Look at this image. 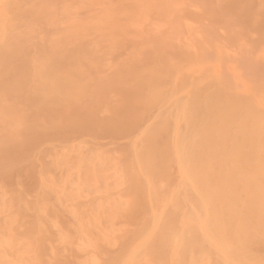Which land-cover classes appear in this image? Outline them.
Returning <instances> with one entry per match:
<instances>
[{
	"label": "rangeland",
	"instance_id": "374dc122",
	"mask_svg": "<svg viewBox=\"0 0 264 264\" xmlns=\"http://www.w3.org/2000/svg\"><path fill=\"white\" fill-rule=\"evenodd\" d=\"M228 1L0 0V48L25 43L23 55H28L33 71L44 67L50 53H74L76 60L79 57L78 63L72 62L75 80L83 77L78 86L87 91L81 92L82 96H93L90 90L94 85L115 78L114 74L121 76L130 68L170 71L162 88L163 101L145 107L142 111L146 116L141 111L140 120L146 121L145 126L139 120L132 132H125L127 135L95 130L48 136L28 152L27 158L31 156L23 158L15 173L8 178L0 176V264H173V253H168L166 259L160 256L163 260L157 257L153 239L175 205L180 204L176 207L179 229L187 220V212L196 214L203 223V212L192 201L197 192L175 161L169 165L168 175L155 182L147 179L149 175L142 171L136 157L146 147L149 130L163 118L171 126L168 147L175 150L178 135L186 132L181 106L185 107L198 89L219 87L264 107V36L257 27L264 13V0H239L240 9L248 11L250 23L240 12L224 9ZM15 63L6 69L15 70ZM31 65L28 63L29 69ZM3 70L0 66L2 74ZM119 93L110 89L107 97L101 98L103 102H96L105 104L98 105L99 111L95 112L100 123L118 116L116 112L126 103ZM1 94L0 140L8 137L21 144L24 136L18 134L25 126L23 117L31 111L24 100L19 103L15 97L11 101L13 96L11 99L3 94V98ZM87 96L83 98L88 101L82 98L85 103L81 105L95 102L94 97ZM135 178L143 180L145 186L142 200L132 191ZM137 199L143 209L135 208ZM211 250L209 257L195 256L190 263H216L220 254L214 242Z\"/></svg>",
	"mask_w": 264,
	"mask_h": 264
},
{
	"label": "bare ground",
	"instance_id": "6f19581e",
	"mask_svg": "<svg viewBox=\"0 0 264 264\" xmlns=\"http://www.w3.org/2000/svg\"><path fill=\"white\" fill-rule=\"evenodd\" d=\"M223 8L229 11H237V13L240 12L239 14H242L247 23L251 22L248 11L240 9L239 0H229L223 4ZM194 16L192 18H196ZM190 20L192 21L191 18ZM257 27L264 36V13ZM243 32L246 35V32ZM21 42L18 44L14 42V45L13 43L10 45L5 43L9 46L3 45L0 48V66L4 69V74H2V71L0 72V76H3L0 77V79L3 78L0 80V89L7 98L8 96L10 98L14 97L13 99L11 98V101L15 100L16 97L20 101H18L19 103L26 102L30 109L29 112H31L28 116L23 114L29 120L26 121L25 117H23L25 126L23 125L18 134L20 137L24 136V141L20 142L21 144L14 142L13 138L8 137L7 139H13V141L5 138H3V140L5 139L4 141L0 140L1 178L2 176L8 178L9 175L11 176L12 173H15L23 158H27L28 152H32V148L41 143V141L43 142V139H46L48 136L55 134L67 136V134L70 135L72 132H87L88 134V132L95 130L98 132H109V134L112 132V135H118L115 132H132L131 129L139 124L140 115L142 118L145 115L143 114L144 108H148L151 104L159 103L164 99L162 88L165 86L164 81L169 70L167 71L166 68L163 69L161 67L163 70L156 69L149 72V68L146 70L136 67L130 68L127 71L124 70L126 72L121 69L124 74L120 71V74L122 73L123 75L118 76L119 73L114 74L115 78H110L111 80L109 81L105 80V82L99 84L96 82L97 85H94V92L89 89L93 94L90 97H94L92 99L95 102H91L89 105L86 102V106H83L81 104L85 103L84 100L88 101V99L86 100L83 97L90 94L87 93L84 96L81 94V92H87L78 86L79 82H81L78 80L81 78L83 80V77L80 76V78L78 77L79 79L75 80L74 74L76 68L72 67V62H77L79 57L76 60L74 53L69 54L68 51L67 53L63 51V53L59 50L62 53L59 52L57 54L54 51L56 54L52 55L50 53L47 55L50 56L46 58V65L44 62L42 63V65L44 64L43 68L39 67V71L35 68L36 70L33 71L34 67L31 65L32 62L27 57L28 55H23V53L26 54L24 52L26 49L23 48L25 47V43L21 46ZM25 56L28 58V62ZM13 61L17 62L14 65L17 67L13 71L7 70V65ZM153 62L151 64H154ZM28 63L29 66L31 65L32 70L29 69ZM181 72L183 73V70ZM78 74L80 75V72ZM78 74H76V77ZM247 78L249 79V77ZM230 79L232 80V78ZM110 89L111 92L115 89L116 92L118 91L123 94V101L126 100V103L119 110V113L116 112L118 116L116 115L117 117H114V120L111 119V121L103 123L104 120L100 123L97 120L98 117H95L97 116L95 112L99 111L97 106L103 104L99 103V99L107 97L106 92ZM3 94H1L2 97ZM79 96L82 97L80 98ZM98 100L99 102L96 103ZM189 101L188 104L190 105H186L188 107L181 106L183 119L186 122V132L181 133L180 136L178 135L175 150L172 152L168 147L169 139L171 138L168 137V128L171 126H169V120L165 119L163 121V118L160 124L157 123L154 128L149 130L146 144L144 143L146 147L144 146L145 149L138 152L136 161L142 171L149 175L147 179L150 178L151 181L152 179L157 181V178L165 177L163 175H166V171L170 168L169 165L171 166L173 161H175L174 163H178L183 174L187 177L186 179L191 181L189 182L192 183V186L190 185L192 190H196L197 192V198L195 196V200L193 199L192 201L201 210L200 212H203L204 221L202 219L203 223H201L200 218L196 217V214L194 215L191 212L188 214L189 212H187V220L184 226L179 229V218L177 216L179 210L177 208L180 204L175 205L177 208L174 207L175 209L168 214L165 224L153 239V252L159 255H156L157 257H163L164 259L167 258L168 253H173V255L170 254L172 255L170 261L173 264H189L190 260L195 256L196 258L201 256L209 257L212 253L211 242H214V246L219 251L220 259H217V262L213 264H264V107L256 105L251 99L233 96L219 87L207 88L205 90L198 89L192 93L191 100ZM80 102L83 103L80 104ZM103 105L105 106V104ZM13 108L10 110H13ZM178 109L180 110L179 107L177 111H179ZM4 110L6 111V109ZM9 114L6 115L9 116ZM145 123L146 121L144 120L142 125ZM141 182L135 178L133 180L132 191L138 195L136 196L137 198H141L142 200V197L145 195V186ZM137 201H140V199L136 200L138 205L135 204V208L139 207L138 209L140 210L142 204ZM200 229H202V232ZM260 253L263 255L260 256ZM194 260L196 259L194 258Z\"/></svg>",
	"mask_w": 264,
	"mask_h": 264
}]
</instances>
